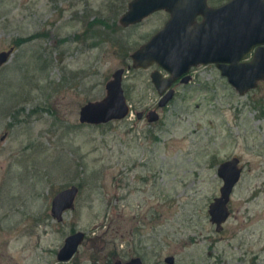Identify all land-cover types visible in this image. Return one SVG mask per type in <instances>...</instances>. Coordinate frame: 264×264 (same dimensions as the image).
Returning <instances> with one entry per match:
<instances>
[{"label": "rangeland", "instance_id": "rangeland-1", "mask_svg": "<svg viewBox=\"0 0 264 264\" xmlns=\"http://www.w3.org/2000/svg\"><path fill=\"white\" fill-rule=\"evenodd\" d=\"M131 1L0 0V52L16 49L0 70V264H61L80 231L65 264H264V81L240 95L208 65L160 107L155 68H131V114L80 124L81 108L107 96L115 71L169 19L161 11L125 28ZM234 157L244 172L217 232L209 207ZM71 186L75 209L59 223L52 201Z\"/></svg>", "mask_w": 264, "mask_h": 264}, {"label": "water", "instance_id": "water-1", "mask_svg": "<svg viewBox=\"0 0 264 264\" xmlns=\"http://www.w3.org/2000/svg\"><path fill=\"white\" fill-rule=\"evenodd\" d=\"M165 11L170 18L165 26L132 55V66L115 71L106 85L107 96L98 102H89L80 110V124L105 126L122 121L131 114V106L125 94L123 81L126 72L147 70L158 65L170 74L165 78L160 71L152 73V82L162 97L160 107L173 99L174 91L166 93L182 75L192 67L217 65L222 77L240 94L255 90L264 81V0H231L215 8L208 0H132L120 24L131 27L142 23L155 13ZM203 21L198 23L197 18ZM257 47V48H256ZM256 48V49H255ZM16 49L0 52V69L11 61ZM253 54L251 61L246 58ZM186 77L183 82H188ZM143 113H138L141 119ZM149 122H158L157 112H150ZM244 168L239 158L234 157L220 164L218 176L223 181L220 196L209 207L211 223L217 232H222L231 212L229 203L236 186L241 181ZM80 193L77 186L60 191L52 201L51 213L57 222H62L67 211L75 209ZM84 232L68 236L57 255L61 264L69 263L85 241ZM175 264L173 256L165 259ZM115 264H144L139 257L129 262Z\"/></svg>", "mask_w": 264, "mask_h": 264}, {"label": "flooded vegetation", "instance_id": "flooded-vegetation-1", "mask_svg": "<svg viewBox=\"0 0 264 264\" xmlns=\"http://www.w3.org/2000/svg\"><path fill=\"white\" fill-rule=\"evenodd\" d=\"M229 1H231V0H228L227 2H222V3H219V4H213V5H211L210 4V0H208V5L210 6V7H215V8H218V7H221V6H223V5H225L226 3H228ZM167 13V12H166ZM168 15H169V13H167ZM169 18H170V15H169ZM169 20V19H168ZM167 20V21H168ZM167 21H166V23H167ZM197 21H198V23H200V22H202L203 21V17L202 16H200V17H198L197 18ZM165 23V24H166ZM165 26V25H164ZM257 48V47H256ZM255 48V49H256ZM5 51H8V50H5ZM14 55V54H13ZM12 58H13V56H12ZM11 58V59H12ZM253 58V54L252 55H250L249 57H247L246 58V61H251V59ZM7 65V64H6ZM5 65V66H6ZM4 66V67H5ZM205 66H208V65H201V66H196V67H192L190 70H189V72L187 73V74H184V75H182L180 78H178L175 82H173V84L171 85V87L170 88H168L167 90H166V93H165V95L167 94V93H169L171 90H173L174 91V95H173V98H175V96H176V94L178 93V86H183V85H188V84H190L194 79H195V77H194V72L198 69V68H201V67H205ZM217 69H218V67H217V65H214ZM155 68V70H154V72L155 71H160L162 74H163V76L165 77V78H170V74L168 73V72H166V71H164L161 67H159L158 65H154V66H152V67H150L149 69H154ZM2 69V68H1ZM0 69V70H1ZM149 69H147V70H149ZM143 70V69H142ZM219 70V69H218ZM220 71V70H219ZM154 72H152V73H154ZM221 73V72H220ZM152 75V74H151ZM186 77H190V80L186 83V82H183L184 81V79L186 78ZM151 80H152V78H151ZM153 83V82H152ZM154 85V84H153ZM155 86V85H154ZM156 88V87H155ZM158 91V90H157ZM159 93V92H158ZM162 97L163 96H161L160 95V98L162 99ZM161 102V101H160ZM160 102H159V106H160ZM152 111H155V112H157L158 113V111L157 110H150L149 111V116H150V112H152ZM141 113H143V116H142V118L141 119H138V120H142L143 118H144V116H145V112H141ZM159 114V113H158ZM137 118H138V114H137ZM150 118V117H149ZM148 121H149V119H148ZM133 232V231H132ZM86 239V238H85ZM84 243V242H83ZM79 252V251H78ZM77 255V254H76Z\"/></svg>", "mask_w": 264, "mask_h": 264}, {"label": "trees", "instance_id": "trees-1", "mask_svg": "<svg viewBox=\"0 0 264 264\" xmlns=\"http://www.w3.org/2000/svg\"><path fill=\"white\" fill-rule=\"evenodd\" d=\"M21 42H23V40H20L18 43H17V45H20L21 44ZM109 125V124H108ZM106 126V125H105Z\"/></svg>", "mask_w": 264, "mask_h": 264}]
</instances>
